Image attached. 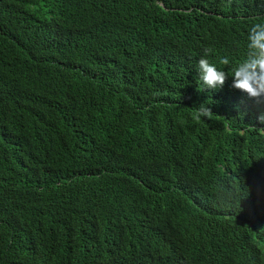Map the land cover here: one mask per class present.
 I'll use <instances>...</instances> for the list:
<instances>
[{
	"label": "trees",
	"instance_id": "obj_1",
	"mask_svg": "<svg viewBox=\"0 0 264 264\" xmlns=\"http://www.w3.org/2000/svg\"><path fill=\"white\" fill-rule=\"evenodd\" d=\"M257 23L264 0H0V264H264V101L231 87Z\"/></svg>",
	"mask_w": 264,
	"mask_h": 264
},
{
	"label": "clouds",
	"instance_id": "obj_2",
	"mask_svg": "<svg viewBox=\"0 0 264 264\" xmlns=\"http://www.w3.org/2000/svg\"><path fill=\"white\" fill-rule=\"evenodd\" d=\"M247 58L240 63L231 76L233 89L239 90L247 98L254 102L264 101V24H255L248 34ZM222 64H229L228 58L221 60ZM197 72L203 90L216 91L223 87L228 75L218 69L216 64L210 63L207 58L198 61ZM207 104L202 103L197 107L195 116L197 119L211 114ZM256 119L264 124V110L259 111Z\"/></svg>",
	"mask_w": 264,
	"mask_h": 264
},
{
	"label": "bare ground",
	"instance_id": "obj_3",
	"mask_svg": "<svg viewBox=\"0 0 264 264\" xmlns=\"http://www.w3.org/2000/svg\"><path fill=\"white\" fill-rule=\"evenodd\" d=\"M264 219V218H263Z\"/></svg>",
	"mask_w": 264,
	"mask_h": 264
}]
</instances>
